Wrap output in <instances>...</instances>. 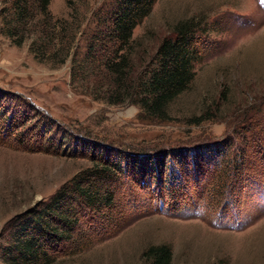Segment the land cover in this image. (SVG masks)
Masks as SVG:
<instances>
[{
    "label": "rangeland",
    "instance_id": "374dc122",
    "mask_svg": "<svg viewBox=\"0 0 264 264\" xmlns=\"http://www.w3.org/2000/svg\"><path fill=\"white\" fill-rule=\"evenodd\" d=\"M116 1L51 0L20 44L0 23V264L10 220L104 154L141 162L117 184V217L94 224L103 235L56 264H149L162 243L172 264H264V0H157L133 31L137 83L176 22L203 24V58L165 119L103 99L104 58L85 56ZM213 144L223 157L194 152Z\"/></svg>",
    "mask_w": 264,
    "mask_h": 264
},
{
    "label": "trees",
    "instance_id": "16d2710c",
    "mask_svg": "<svg viewBox=\"0 0 264 264\" xmlns=\"http://www.w3.org/2000/svg\"><path fill=\"white\" fill-rule=\"evenodd\" d=\"M50 2L0 0L1 32L17 39L16 44H20L24 37L22 33L29 29L37 14L47 22ZM156 2L117 0L103 27L93 35L85 56L89 62L104 58L103 67L99 68L105 70L109 84L107 96H103V99L115 105L134 103L146 114L165 119L169 116V105L189 88L195 78V66L203 58L204 45L197 36L203 24L201 19L199 21L194 17L176 22L173 34L165 37L157 48V65L149 72L148 79L137 83L136 64L131 51L133 31L149 16ZM104 48L109 50L100 55ZM68 57L69 51H65L61 61ZM210 151L213 159L223 157L225 152L222 146L216 144L194 150L195 154L200 155L201 152L208 154ZM197 156L195 160L199 159ZM148 157L157 170L164 165L163 156L155 154ZM133 159L131 164L128 161L121 164L122 161L116 157L101 155L93 165L78 171L64 182L47 201L11 219L7 228L9 239L2 247L3 262L56 264L62 258L75 256L90 248L103 235L102 230L94 224L115 219L118 215L117 184L124 173L127 175L129 171L138 169V162L141 161L139 158ZM223 162V168L228 167V162ZM175 177L178 176H171L170 181L175 182ZM180 177L184 175L180 173ZM143 256L149 264L173 262L172 248L166 243L148 246ZM212 264L226 263L217 260Z\"/></svg>",
    "mask_w": 264,
    "mask_h": 264
}]
</instances>
